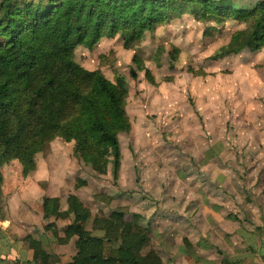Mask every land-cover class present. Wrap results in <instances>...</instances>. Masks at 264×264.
<instances>
[{
	"label": "rangeland",
	"instance_id": "obj_1",
	"mask_svg": "<svg viewBox=\"0 0 264 264\" xmlns=\"http://www.w3.org/2000/svg\"><path fill=\"white\" fill-rule=\"evenodd\" d=\"M239 28L183 16L146 32L130 50L118 38L103 39L93 50L76 48L75 60L83 68L98 70L111 82L122 76L128 85L131 128L119 135L118 176L113 178L110 166L106 175H97L73 156V143L60 138L35 155V170L27 175L18 160L3 164L0 236L52 240L40 225L41 200L58 198L63 205L75 194L92 215L127 206V219L136 216L149 228L146 249L159 254L157 239L166 220L162 202L168 196H174L175 208L178 199L184 202V192L215 194L218 202L224 194L256 198L264 170V49L210 60ZM135 56L153 83L144 71L130 77ZM77 179L86 185L74 189ZM178 219L175 212L169 222ZM52 246L64 252V264L75 254L73 244Z\"/></svg>",
	"mask_w": 264,
	"mask_h": 264
},
{
	"label": "trees",
	"instance_id": "obj_2",
	"mask_svg": "<svg viewBox=\"0 0 264 264\" xmlns=\"http://www.w3.org/2000/svg\"><path fill=\"white\" fill-rule=\"evenodd\" d=\"M183 16L240 27L212 61L264 49V0H0V188L3 164L18 160L27 175L35 170V155L57 138L73 143V156L94 173L106 175L110 166L116 179L119 135L131 128L125 111L128 85L122 76L111 82L100 71L83 68L75 50H93L114 38L130 50L146 32ZM133 63L130 77L144 71L153 83L139 57ZM85 185L77 179L74 189ZM41 211L43 233L52 240L23 239L33 253L30 264L59 263L53 244L74 245L66 264H163L154 251L141 255L149 228L136 216L128 220L127 206L92 215L69 194L63 205L58 198H43ZM58 222L66 225L60 228Z\"/></svg>",
	"mask_w": 264,
	"mask_h": 264
},
{
	"label": "crops",
	"instance_id": "obj_3",
	"mask_svg": "<svg viewBox=\"0 0 264 264\" xmlns=\"http://www.w3.org/2000/svg\"><path fill=\"white\" fill-rule=\"evenodd\" d=\"M263 179L264 170L256 198L224 194L218 202L215 194L205 197L207 193L204 191L184 192V202L178 199L180 204L175 208L174 196H168L162 202L166 220L161 222L160 237L157 239L162 263L261 264L264 238ZM175 212L179 219L169 222V217ZM51 247L60 257L57 264H64V252ZM149 251L145 246L141 255L145 256ZM32 255L23 239L16 242L6 234L0 236V264H30Z\"/></svg>",
	"mask_w": 264,
	"mask_h": 264
},
{
	"label": "built area",
	"instance_id": "obj_4",
	"mask_svg": "<svg viewBox=\"0 0 264 264\" xmlns=\"http://www.w3.org/2000/svg\"><path fill=\"white\" fill-rule=\"evenodd\" d=\"M262 250H263V260L261 264H264V238H263V242H262Z\"/></svg>",
	"mask_w": 264,
	"mask_h": 264
}]
</instances>
